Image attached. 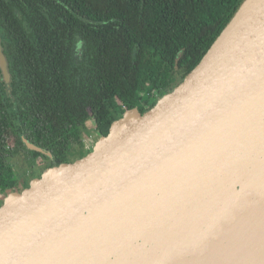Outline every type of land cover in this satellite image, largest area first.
Masks as SVG:
<instances>
[{
	"label": "water",
	"instance_id": "1",
	"mask_svg": "<svg viewBox=\"0 0 264 264\" xmlns=\"http://www.w3.org/2000/svg\"><path fill=\"white\" fill-rule=\"evenodd\" d=\"M0 75L12 98L1 39ZM137 98L4 196L0 264H264V0H243L171 90Z\"/></svg>",
	"mask_w": 264,
	"mask_h": 264
},
{
	"label": "trees",
	"instance_id": "2",
	"mask_svg": "<svg viewBox=\"0 0 264 264\" xmlns=\"http://www.w3.org/2000/svg\"><path fill=\"white\" fill-rule=\"evenodd\" d=\"M242 1L0 0L12 94L0 75V195L18 188L8 128L26 132L56 163L80 156L79 126L90 114L100 135L116 115L143 107L139 90H171ZM76 36L84 42L82 60L73 55Z\"/></svg>",
	"mask_w": 264,
	"mask_h": 264
},
{
	"label": "flooded vegetation",
	"instance_id": "3",
	"mask_svg": "<svg viewBox=\"0 0 264 264\" xmlns=\"http://www.w3.org/2000/svg\"><path fill=\"white\" fill-rule=\"evenodd\" d=\"M75 40L77 42H75L74 48H73L74 58L78 59V60H82V56L84 54L83 50L85 49L83 47L84 42L78 36H76ZM10 82H11V74H10ZM91 115L92 114H90L89 117L87 118V120L84 122V125H82V126L80 125L81 127L79 126L85 151L87 149H89L92 146V144L99 137V132L96 129L97 128L96 122L94 120V117ZM91 121H93V123H94V125L92 127V133L87 127L89 122H91ZM9 129L15 131V134L16 133L21 134L19 137H17V145L16 146H12V148H10V147H8V144H7V149L9 150L10 162L12 164L14 175H15L16 180L18 182V188L14 189L12 191H20L24 188L23 186L27 183V181H30L31 178L38 176L46 167L53 166L57 163H56L54 157L51 158V157L47 156L46 154H42V153L27 149L26 146L24 145V143L22 142V137L27 138V136H28L26 132H23L22 130H20V131L16 130L15 128H12V127L8 128V130ZM8 130H6V131H8ZM4 140H5V135H4ZM32 152H35L36 154H32ZM24 160H27V162L25 163ZM40 160H42L43 163L42 164L38 163L39 165H37L36 161L39 162ZM15 165H17L18 167H21L22 170H23V168H26L27 173L24 175L21 174V176H19L20 173L17 172V169L18 170H20V169L19 168L15 169V167H16ZM0 197H2L1 199L4 198V196H1V195H0Z\"/></svg>",
	"mask_w": 264,
	"mask_h": 264
},
{
	"label": "rangeland",
	"instance_id": "4",
	"mask_svg": "<svg viewBox=\"0 0 264 264\" xmlns=\"http://www.w3.org/2000/svg\"><path fill=\"white\" fill-rule=\"evenodd\" d=\"M94 123L93 121L89 122L88 124V129L91 131L92 133V127H93ZM21 134L16 133L15 131L9 129L6 133H5V141L8 144V147L12 148V146H16L17 145V137H19ZM90 138V137H89ZM91 139V138H90ZM38 163L42 164L43 161L40 160L39 162L36 161V164L39 165ZM16 166V167H15ZM15 169L19 168L20 170L17 169V172L20 173L19 176H21V174H26L27 173V169L23 168V170L21 169V167H18L17 165H15ZM2 197H0V203L2 202Z\"/></svg>",
	"mask_w": 264,
	"mask_h": 264
}]
</instances>
